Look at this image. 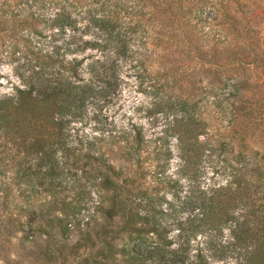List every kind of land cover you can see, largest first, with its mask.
Wrapping results in <instances>:
<instances>
[{
	"label": "trees",
	"instance_id": "16d2710c",
	"mask_svg": "<svg viewBox=\"0 0 264 264\" xmlns=\"http://www.w3.org/2000/svg\"><path fill=\"white\" fill-rule=\"evenodd\" d=\"M3 63L5 264H264V0H0Z\"/></svg>",
	"mask_w": 264,
	"mask_h": 264
},
{
	"label": "rangeland",
	"instance_id": "374dc122",
	"mask_svg": "<svg viewBox=\"0 0 264 264\" xmlns=\"http://www.w3.org/2000/svg\"><path fill=\"white\" fill-rule=\"evenodd\" d=\"M1 69L5 75L2 79V86L0 87L1 94H12L15 92V86L20 83L18 76L15 73L14 65L10 63H3ZM126 83L122 92L120 102L108 111L104 110V114L109 116V119L121 118L122 116L131 117L133 120L142 123L148 131V134L159 132L163 129L167 123V119L162 113H155L153 102L154 98L151 95L143 93L138 86L137 80L133 76H126ZM96 123L94 120V114L91 113L90 120L87 125V130L93 132L96 130ZM252 145L255 148L261 149L263 147V141H260L258 137L252 140ZM92 211V209H91ZM83 215H87V211L82 212ZM81 214V219L84 216ZM85 220V219H83ZM175 232H178L176 230ZM22 234L19 233L17 238L13 239V247L6 254L9 255L6 261L13 263L16 257V251L19 250L21 244L20 238ZM71 237L76 239L79 237V230L75 227L71 233ZM201 238V236H199ZM203 239V237H202ZM197 243V242H196ZM0 252L3 251L0 248ZM44 259H41L43 262ZM223 262H217L216 264H222ZM0 264H5V261L0 257ZM234 264V263H233Z\"/></svg>",
	"mask_w": 264,
	"mask_h": 264
}]
</instances>
